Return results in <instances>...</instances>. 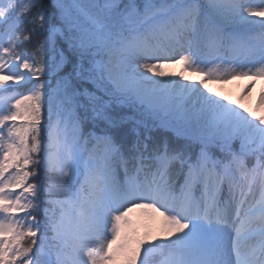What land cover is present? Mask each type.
Segmentation results:
<instances>
[{
    "label": "snow or ice",
    "instance_id": "6c2138e0",
    "mask_svg": "<svg viewBox=\"0 0 264 264\" xmlns=\"http://www.w3.org/2000/svg\"><path fill=\"white\" fill-rule=\"evenodd\" d=\"M234 76L264 77V0H0V264H264Z\"/></svg>",
    "mask_w": 264,
    "mask_h": 264
},
{
    "label": "rangeland",
    "instance_id": "374dc122",
    "mask_svg": "<svg viewBox=\"0 0 264 264\" xmlns=\"http://www.w3.org/2000/svg\"><path fill=\"white\" fill-rule=\"evenodd\" d=\"M163 71L173 74L183 72L193 81L201 79V73L186 70L179 61L165 63L163 65ZM252 79L250 76H234L231 79L209 80L207 83L213 93L218 92L222 97L227 96L230 101H240L246 108L255 111L257 115H264V107L259 106V95L261 90L264 89V77H256L255 83L251 85V90L248 91L245 86ZM132 215L134 219L139 218L140 210H136Z\"/></svg>",
    "mask_w": 264,
    "mask_h": 264
}]
</instances>
